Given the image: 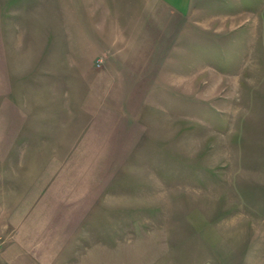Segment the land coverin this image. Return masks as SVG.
I'll list each match as a JSON object with an SVG mask.
<instances>
[{"label":"rangeland","instance_id":"1","mask_svg":"<svg viewBox=\"0 0 264 264\" xmlns=\"http://www.w3.org/2000/svg\"><path fill=\"white\" fill-rule=\"evenodd\" d=\"M202 1L207 35L181 32L161 81L139 88L142 145L114 153L95 198L65 201L45 200L42 182L18 197L32 173L12 89L43 108L69 75L59 50L77 27L97 22L100 68L131 54L138 0H0V264H264V0Z\"/></svg>","mask_w":264,"mask_h":264},{"label":"crops","instance_id":"2","mask_svg":"<svg viewBox=\"0 0 264 264\" xmlns=\"http://www.w3.org/2000/svg\"><path fill=\"white\" fill-rule=\"evenodd\" d=\"M202 2L138 0L137 16L124 17L132 33H124L123 46L130 47L131 54H125L127 47L109 52L101 68L95 62L100 55L97 22L95 30L91 23L90 32L86 34L77 27L65 43L62 39L59 50L64 56L61 64H66L65 71L69 75L64 81L56 82L57 88H50L39 110L20 106L12 89L11 102L17 108L12 113L21 117L22 134L26 135L18 159L22 161L21 169L28 166L32 173L19 175L23 178L16 182L26 184L18 192L19 199L29 194L33 184L40 182L46 193L45 200L93 199L99 185L92 184L93 177L99 175L100 169L104 176L113 174L114 153L136 151L143 143V129L137 122L144 102L139 88L161 81L160 73L165 72L162 68L172 64L171 56L181 32L207 35L199 25L206 22L205 16L200 15L204 10ZM82 15L81 9L75 11L79 21ZM194 79L195 76L190 80ZM116 103L123 104L118 113H123L126 122L118 127H115L113 113ZM137 123L139 127L134 126ZM10 144L14 152L18 147L21 149L14 134ZM69 175L81 178L69 179ZM84 176L89 177L86 182ZM81 182H85L81 189L84 185L91 187L86 195L77 186ZM70 183L72 189L68 188Z\"/></svg>","mask_w":264,"mask_h":264}]
</instances>
